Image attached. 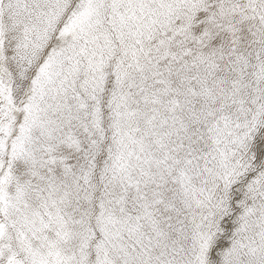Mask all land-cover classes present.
Wrapping results in <instances>:
<instances>
[{
	"label": "snow or ice",
	"instance_id": "obj_1",
	"mask_svg": "<svg viewBox=\"0 0 264 264\" xmlns=\"http://www.w3.org/2000/svg\"><path fill=\"white\" fill-rule=\"evenodd\" d=\"M0 264H264V0H0Z\"/></svg>",
	"mask_w": 264,
	"mask_h": 264
}]
</instances>
